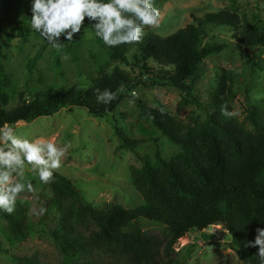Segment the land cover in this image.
Here are the masks:
<instances>
[{"label":"trees","instance_id":"1","mask_svg":"<svg viewBox=\"0 0 264 264\" xmlns=\"http://www.w3.org/2000/svg\"><path fill=\"white\" fill-rule=\"evenodd\" d=\"M163 0H72L67 14L62 0H3L0 35L5 24L17 27L16 37L23 43L30 35L42 37L46 43L58 44L59 57L76 59L78 43L68 35L70 26L81 24L99 32L113 23H121L130 14L147 11ZM189 25L165 38L153 34H123V41L107 36L99 40L122 58L119 44L135 50L130 74L114 68L110 75L94 80L86 88H48L37 94L22 93L19 105L4 107L6 94L0 88V133L8 126L50 117L67 109H83L89 115H112L139 86L170 87L183 94L182 103L202 108L195 96L197 71L220 47L202 46L208 28L229 27L235 39L254 48L264 45V31L228 12L194 18ZM41 51L30 61L34 68ZM0 58H5L0 46ZM124 60V59H123ZM153 63L156 68L150 67ZM6 75L0 65V82ZM231 76H219L217 89L209 103L206 120L184 129L171 112L146 105L132 98L139 115L180 152L163 158L154 152V164L141 159V167L132 170V186L143 204L124 209L109 206L100 209L84 201L69 178L53 171L46 173L52 192L50 203L60 218L50 236L64 264H177L160 261L152 236L138 226L146 221L166 227L168 247L189 232H203L221 223L230 235L232 250L242 264H259L264 258V99L255 110H247L248 125L231 116ZM130 95V94H129ZM131 97V96H129ZM116 137L125 150L135 152L147 140L129 137L119 129ZM0 218L7 222L10 234L18 241L26 239L25 210L11 194L0 196ZM1 246V244H0ZM36 259H23V264H37Z\"/></svg>","mask_w":264,"mask_h":264},{"label":"rangeland","instance_id":"2","mask_svg":"<svg viewBox=\"0 0 264 264\" xmlns=\"http://www.w3.org/2000/svg\"><path fill=\"white\" fill-rule=\"evenodd\" d=\"M0 0V14L2 11ZM65 12L74 7L72 0H62ZM236 14L241 23L248 22L264 31V0H163L147 11L130 14L121 23H113L99 32L79 23L70 26L67 35L78 43L76 59L59 57L58 44L46 43L42 37L30 35L23 43L16 37L17 27L5 24L0 46L5 58L0 65L6 75L0 88L6 94V110L18 106L19 95L37 94L48 88H86L114 68L131 72L135 50L121 45L122 58L113 53L102 36L123 41V34L165 38L189 25L194 18L207 14ZM219 46L220 52L208 57L199 67L195 96L202 108L182 103L183 94L170 87L139 86L134 92H124L126 99L112 115H89L83 109H62L50 117L20 122L5 127L0 133V196L11 194L25 210L26 239L16 240L6 221L0 218V264H23V259H36L37 264H64L50 236V230L60 215L50 203L52 192L46 180L49 171L73 181L84 201L100 209L120 206L133 209L143 204L132 186V170L141 167V159L154 164V152L159 149L169 159L180 152L151 124L139 115L132 98L146 105L171 112L184 129L206 120L209 103L217 89L219 76H231V116L247 126V110H255L264 99V45L249 48L235 39L229 27L208 28L202 46ZM246 50V51H245ZM41 51L34 68L29 63ZM150 67L156 68L153 63ZM130 94V95H129ZM131 96V97H129ZM137 139L147 140L135 152L121 147L115 130ZM139 228L152 236L157 244L160 261L177 264H242L232 250L230 235L221 225L203 232H189L170 249L166 227L146 221ZM227 245L228 248H224ZM259 264H264L263 261Z\"/></svg>","mask_w":264,"mask_h":264},{"label":"water","instance_id":"3","mask_svg":"<svg viewBox=\"0 0 264 264\" xmlns=\"http://www.w3.org/2000/svg\"><path fill=\"white\" fill-rule=\"evenodd\" d=\"M246 51V50H245ZM218 225H221V226H223L221 223H219ZM224 248H228V246L227 245H225L224 246Z\"/></svg>","mask_w":264,"mask_h":264}]
</instances>
